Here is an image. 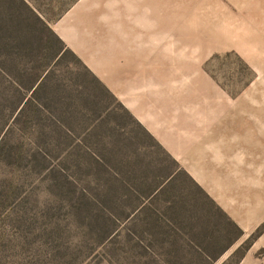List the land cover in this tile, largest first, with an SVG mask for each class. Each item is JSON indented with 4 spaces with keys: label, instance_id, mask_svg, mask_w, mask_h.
<instances>
[{
    "label": "rangeland",
    "instance_id": "rangeland-1",
    "mask_svg": "<svg viewBox=\"0 0 264 264\" xmlns=\"http://www.w3.org/2000/svg\"><path fill=\"white\" fill-rule=\"evenodd\" d=\"M77 1L0 0V264H264V0Z\"/></svg>",
    "mask_w": 264,
    "mask_h": 264
},
{
    "label": "crops",
    "instance_id": "crops-1",
    "mask_svg": "<svg viewBox=\"0 0 264 264\" xmlns=\"http://www.w3.org/2000/svg\"><path fill=\"white\" fill-rule=\"evenodd\" d=\"M25 3L26 0H23ZM89 0H78L74 5H72L68 10H66L55 22V25L52 26V31L63 41H65L66 43V47L70 48L82 61H84L85 63H87L88 61H90L88 59V56L83 52H80V50L78 49V47L76 46V43L74 42L76 39H80L79 36H77V29H78V24L81 23L80 22V15L81 12L83 10H81L84 6L89 4ZM31 6V5H30ZM27 7H29L27 5ZM33 9L34 7L31 6ZM36 11V10H35ZM139 14V13H138ZM138 17V16H137ZM107 17L106 16H99L98 22L101 23H105V19ZM45 23H48V21H46L44 19ZM116 23V22H115ZM114 23V24H115ZM89 29L91 30V28L89 27ZM93 29L95 31V26H93ZM80 30H83L81 27L79 28V32H81ZM102 32H106L107 28H102L101 29ZM78 32V33H79ZM108 32V30H107ZM106 32V33H107ZM116 37H114L115 39ZM101 77V81L104 82V84H106L108 87H110L108 85V79H106L105 77L99 75ZM106 86V87H107ZM113 87V86H112ZM111 88V87H110ZM116 92V91H115ZM117 93V92H116Z\"/></svg>",
    "mask_w": 264,
    "mask_h": 264
}]
</instances>
